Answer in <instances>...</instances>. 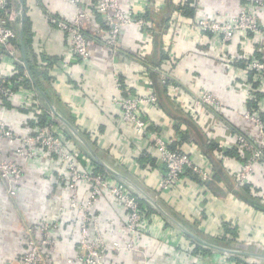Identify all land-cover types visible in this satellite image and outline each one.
<instances>
[{
    "label": "crops",
    "instance_id": "1",
    "mask_svg": "<svg viewBox=\"0 0 264 264\" xmlns=\"http://www.w3.org/2000/svg\"><path fill=\"white\" fill-rule=\"evenodd\" d=\"M120 1L124 7L144 11L138 5L140 0ZM150 1L154 3L157 14L150 15L152 25L149 28L130 26L123 30L120 52L114 58L97 43H90V62L87 64L65 58L67 39L46 22L40 6L27 5L28 9L24 11L31 21L34 38L30 58L34 55L36 59L34 70L28 66L32 75L30 82L41 100L43 111L51 112L40 90L54 110L82 134L103 162L137 184L179 225L166 219L151 202L143 199L156 212L149 214V230L141 241L142 247L136 252L111 256L108 264H233V259L229 258L231 253L209 245L256 253L261 258L264 256V209L255 203L264 205V181L255 186L256 189L236 188L233 181L241 156L231 133L238 129L253 133L237 114L246 105L243 93L237 94L233 89L240 79L221 62V51L208 44L206 33L192 26L195 19L205 15L227 19L244 7L246 0ZM81 4L86 9L89 5L86 0ZM50 5L56 12L72 14L71 6L65 1L50 0ZM258 16L261 32L258 35L247 34L245 40L241 37L235 40L230 45L231 54L245 57L264 52V6L258 11ZM97 20L99 22V18ZM16 41L17 46L22 42L19 33ZM40 46L44 54L38 57L34 49ZM2 54L0 74L8 79L18 65L14 67ZM113 68L118 69L122 86L128 93L153 92L156 95L158 106L142 107V117L148 121L150 130L172 140L174 147L187 152L195 163L208 170L211 176L208 182L184 177L178 188L167 192L158 190L157 183L164 166L157 153L141 154L146 141L130 125L118 119V110L112 104L115 94ZM33 71L39 75V84ZM162 73L168 76L165 82L160 78ZM247 76L250 82L251 74ZM148 80L152 82L151 86H148ZM170 82L174 89L169 87ZM254 85V92L264 93L259 84ZM198 88H207L218 97V122L214 123L208 113H201L193 119L184 111V103ZM258 101L264 102V97ZM1 106L7 110L12 106L19 107L18 113L7 121V126L15 133L21 135L30 129L29 122L34 118L16 97L9 100L0 97ZM68 135L72 147L93 160L82 143ZM9 150L7 141L0 139V159L8 157ZM24 168L15 198L7 196L0 181V264H18L26 250V226L54 218L59 207L67 203L65 194L55 192L53 179ZM78 194L81 200L88 197L85 188H80ZM49 196L51 201L47 200ZM105 201L103 198L96 202L92 212L103 230L113 238L121 239L122 219L115 216V210L105 206ZM60 222L58 248L53 254L52 264H69L67 259L73 257L77 246V219L72 214H62ZM224 223L234 229L235 235L225 230ZM221 237L226 241L217 243ZM229 239L232 247H225ZM196 241L211 251L205 254L194 252L192 248ZM243 256L248 262L257 260L256 264H264V259ZM193 260L197 262L193 263Z\"/></svg>",
    "mask_w": 264,
    "mask_h": 264
},
{
    "label": "built area",
    "instance_id": "2",
    "mask_svg": "<svg viewBox=\"0 0 264 264\" xmlns=\"http://www.w3.org/2000/svg\"><path fill=\"white\" fill-rule=\"evenodd\" d=\"M25 1L28 6H40L46 22L66 37L68 52L65 58L72 61L78 59L82 64L90 62V43H97L114 58L120 52L123 30L130 26L149 28L153 23L149 16L157 15L154 3L150 0H140L138 5L144 11L124 7L120 0H86L89 4L87 9L81 4L82 0H60L71 6L70 16L52 9L50 0ZM263 6L264 0H246V5L227 19L219 20L205 15L195 19L192 24L199 32L206 33L208 44L221 51V62L239 76L240 82L233 86L234 91L237 94L242 92L244 100L256 101L257 104L256 107L245 106L237 112L253 133L245 129L231 133L241 156L233 181L235 187L241 189L248 185L255 187L264 181V102L256 99L252 88L257 83L264 91V52L260 56L233 55L230 45L240 37L245 40L247 34L258 35L261 32L258 11ZM148 11L151 13L146 16ZM19 27L20 1L0 0V50L14 67L22 65L26 69L24 54L14 43ZM34 50L38 57L44 54L42 46ZM241 60L245 61L243 67L238 65ZM247 74H251L250 82ZM112 76L115 82L112 104L118 110V119L130 125L146 141L144 153L141 154H151V151L157 153L164 166L157 183L158 190H174L184 177L196 176L201 182H208L211 179L208 170L195 163L187 152L174 147L172 140H166L150 130L148 121L142 117V107L158 106L156 95L153 92L130 94L122 86L118 69L113 68ZM160 78L165 82L168 76L162 73ZM26 80H30L27 70L23 73L14 70L8 79L0 74V97L7 100L16 97L34 119L41 114H48L53 121L36 124L20 135L7 126V121L18 113L19 107L12 106L9 111L0 107V139H5L10 146L8 157L0 159V181L7 196L15 198L26 167L53 179L55 192L65 194L67 203L59 207L54 218L42 219L35 226H26V250L18 264H52L53 254L58 248L57 234L61 230L62 214H72L77 219V246L73 257L67 259L69 264H108L111 256L140 250L141 241L149 230L147 221L151 213L146 203L140 202L141 196L131 186L116 180L106 171L96 170L88 157L72 147L63 124L51 112L43 111L35 88L26 85ZM147 83L148 86L152 84L150 80ZM169 87L175 88L171 82ZM219 106L220 101L214 93L207 88H198L190 94L183 108L193 119L201 113H208L215 123L219 121L216 114ZM80 188L88 191L85 200H81L78 194ZM103 198L107 200L105 206L115 210V216L122 219L121 239L113 238L103 230L98 217L92 212L94 204ZM47 200L51 201V196ZM256 261L248 263L256 264ZM196 262L193 260V263Z\"/></svg>",
    "mask_w": 264,
    "mask_h": 264
},
{
    "label": "trees",
    "instance_id": "3",
    "mask_svg": "<svg viewBox=\"0 0 264 264\" xmlns=\"http://www.w3.org/2000/svg\"><path fill=\"white\" fill-rule=\"evenodd\" d=\"M23 2H24V11L26 10V9H28L27 8V5H26V1L25 0H23ZM178 9H179V7H178ZM180 10V9H179ZM150 13H151V11H150ZM150 13H149V11H148V13H147V15L146 16H149L150 15ZM149 17H151V16H149ZM87 35H89L87 32H85ZM20 35V34H19ZM32 35H33V32H32V26H31V21H30V19H29V17H28V13H26V15L24 16V27H23V30H22V42H21V44L19 43V47L21 48L20 50L22 51V48H23V51H22V54H24V59H25V62H26V64H27V66H29L30 67V69L31 70H34V60H36L35 59V57H34V55H32V59L30 58V53L32 52V49H33V45H32V42H33V40H34V38H32ZM15 42H17L16 40H15ZM34 51V50H33ZM2 51L0 50V53H1ZM34 54V53H33ZM261 54H257V56H260ZM26 57V58H25ZM43 57H44V55H43ZM45 60H48V59H46V58H44ZM33 61V62H32ZM245 61L244 60H241L240 62H238V65H240V66H244V63ZM18 70H19V73H23L24 71H25V67L24 66H22V65H18ZM33 74H34V77L36 78V81H38V84H39V78H38V76L39 75H37L34 71L32 72ZM44 72H42V74H43ZM25 84L26 85H28V86H32V84H31V82H30V80H26L25 81ZM255 86V85H254ZM255 93V96H256V99L258 100V99H262L263 97H264V93L263 92H254ZM245 103H246V105L245 106H247V107H256L257 106V104H256V101H252V100H245ZM53 120H50L49 119V116H48V114H41V115H39V116H37L35 119H33L32 121H30L29 123V125L31 126V127H34L36 124H46V123H48V122H52ZM30 127V128H31ZM66 133L68 134V132L66 131ZM68 137H69V135H68ZM91 163H92V165L96 168V170H98V171H102V172H104L105 170L100 166V165H98L95 161H93V160H91ZM25 169V168H24ZM192 178H194V179H198L196 176H192ZM55 186V185H54ZM244 189H256V188H254V187H252V186H250V185H248V186H245V187H243ZM242 188V189H243ZM140 202L141 203H146L143 199H140ZM256 204V206L257 207H259L260 209H264V205L263 206H261L260 204H258V203H255ZM146 205L148 206V211H149V213H153V212H156L153 208H151L147 203H146ZM228 223H224V228H225V230L227 231V232H229L230 234H233V235H235V231H234V229L233 228H230V227H228ZM219 241L221 242V241H226V238L225 237H221V238H218L217 240H216V242L217 243H219ZM227 242L229 243L228 245H226L225 247H232V246H230L231 245V243H232V240H227ZM219 245V244H218ZM233 245V244H232ZM235 249H237V248H235ZM253 249V248H252ZM192 250H194V252H200V253H208V252H210L211 251V249H208V248H205L204 247V245H202L199 241H196L195 242V244H193V248H192ZM249 251H251V250H249ZM253 251V250H252ZM229 258L231 259H233V262L235 263V264H249L248 263V260H245L246 259V257L245 256H243V255H240V254H232L231 256H229Z\"/></svg>",
    "mask_w": 264,
    "mask_h": 264
},
{
    "label": "water",
    "instance_id": "4",
    "mask_svg": "<svg viewBox=\"0 0 264 264\" xmlns=\"http://www.w3.org/2000/svg\"><path fill=\"white\" fill-rule=\"evenodd\" d=\"M20 1V27H19V34H20V39H22V30L24 27V2L23 0H19ZM26 64V62H25ZM26 68L27 71L29 72V76L32 80V75L30 73V70L26 64ZM41 95H43V98L45 99L48 107L50 108V111L53 115H55L57 117V119L63 124L65 130L72 135L74 138H76L77 140H79L82 145L84 146L85 150L90 154V156L93 158V160L100 165L106 172H108L109 174H111L114 177L119 178V180H121L122 182H124L125 184L131 186L140 196L142 199L144 200H148L149 202H151L152 206L161 214H163L165 217H167L166 219H168L169 221L175 223L177 226H179L171 217H169L166 213H164L159 206L153 202V200L146 194L143 192V190L134 182H132L131 180H129L127 177H124L122 175H120L119 173L115 172L112 168H110L105 162H103L101 160V158L96 154V152L92 149V147L89 145V143L85 140V138L82 136V134L79 133V131L68 121L66 120L64 117L60 116L52 107L51 103L49 102V100L46 98V96L44 95V93L40 90ZM182 228V227H180ZM209 245V244H207ZM212 248H215L217 250H221L225 253H231V254H243V255H253L258 257L259 259H264V256H262L260 258L261 255L256 254V253H250V252H246V251H241V250H231V249H224L221 247H216V246H212L209 245Z\"/></svg>",
    "mask_w": 264,
    "mask_h": 264
},
{
    "label": "rangeland",
    "instance_id": "5",
    "mask_svg": "<svg viewBox=\"0 0 264 264\" xmlns=\"http://www.w3.org/2000/svg\"><path fill=\"white\" fill-rule=\"evenodd\" d=\"M25 171V170H24Z\"/></svg>",
    "mask_w": 264,
    "mask_h": 264
}]
</instances>
